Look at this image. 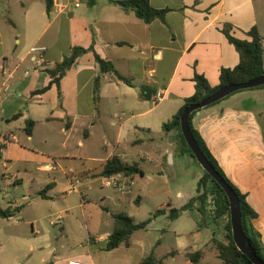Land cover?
I'll use <instances>...</instances> for the list:
<instances>
[{"label":"crops","instance_id":"1","mask_svg":"<svg viewBox=\"0 0 264 264\" xmlns=\"http://www.w3.org/2000/svg\"><path fill=\"white\" fill-rule=\"evenodd\" d=\"M149 4L157 10L168 9L163 22L146 24L134 12L108 0H53L50 13L45 0H0V209L13 212L0 218V264H67L72 260L139 264L150 256L156 264H193L186 255L195 252H201V264L211 260L224 264L212 240L225 242L222 222L225 230L227 216L214 218L209 202L203 215L195 203L176 219L168 217L171 209L183 207L196 195V187L188 190L183 181L197 183L203 170L199 167L192 174V167L199 164L182 153L178 132L166 134L162 125L194 94L195 75L216 87L220 70L239 63L225 29L237 39L250 41L249 32L255 28L261 37L264 67V0H149ZM73 47H93L132 85L105 73L95 95L99 68L94 54L88 52L66 72L59 88L53 85L33 95L49 84L48 71ZM141 86L148 87L147 98L140 97ZM157 93L164 98L156 103ZM28 121L33 122L30 132ZM191 125L256 212L252 225L264 245V87L236 92L197 111ZM79 132L86 139L106 140L105 147L111 148L106 158H98V172H86L87 177H99L106 188H113L101 201L119 207L126 202L133 205L131 212H109L102 207L106 214L113 218L125 213L135 224L151 218L145 229L131 235L128 247L105 249L114 222L104 233L88 235L94 250L87 254L72 253L53 237L59 223L43 209L53 201V192L62 181L73 189L79 183L58 162L78 158L68 152L67 143L72 144L75 136L77 149L83 148ZM58 133L66 154L56 158L46 146ZM3 139L9 142L4 144ZM113 156L137 165L143 174L102 177L104 164ZM150 166L164 178L168 170L171 188L148 190L144 180H153L145 170ZM34 182L40 188L32 192L33 197L15 195L16 189ZM145 198L158 206L142 212ZM159 210L163 213L152 217ZM65 216L67 211L57 216L58 221ZM59 228L66 233L63 226ZM92 229L97 231V227Z\"/></svg>","mask_w":264,"mask_h":264},{"label":"trees","instance_id":"2","mask_svg":"<svg viewBox=\"0 0 264 264\" xmlns=\"http://www.w3.org/2000/svg\"><path fill=\"white\" fill-rule=\"evenodd\" d=\"M92 1V0H91ZM111 4L118 6L124 11H132L135 16L148 24L154 20L164 21L165 15L168 12V9L157 10L150 6L149 0H108ZM46 11L50 13L53 0H45ZM224 34L227 37L228 41L234 46L235 50L239 54V63L233 69H221L219 73V85L216 87H211L206 79L200 75L194 76V94L185 99L183 106L177 111V113L172 117L171 120L165 122L162 125L163 131L168 134L172 130L178 132L181 145L182 153H187L193 159L194 156L187 146L181 131H180V116L185 110L186 107L193 103L200 102L204 97L210 95L217 89L222 86L233 84V83H245L249 80L264 76V67H263V47L261 44V37L257 33L256 29L253 28L250 30L249 34L252 37V40H241L237 39L229 33L228 29L224 30ZM92 52L94 54V60L99 68V75L96 76L94 80V94L98 95L100 89V81L102 74L112 73L117 81L123 82L131 86V81L127 78L121 76L113 67L112 63L102 59L93 51V47L83 48V47H73L71 48L68 55L64 56L61 62L56 63L53 69L48 71V74L51 78V81L43 89L38 90L33 93L42 94L46 92L51 86L55 85L59 88L61 79L65 76L66 72L76 64L78 58L84 54ZM264 87L260 86L257 88ZM148 87H140V97L147 98ZM239 92V91H238ZM227 98V97H226ZM218 103V102H217ZM216 104V103H214ZM213 105V104H212ZM211 106V105H210ZM196 112L191 113L189 116V125L192 131V134L200 147L201 151L207 158V160L213 165L215 170L219 175L225 180V182L233 189L235 194L238 197L241 209V227L244 235L249 241L252 249L256 255L264 262V245L262 244L259 233L253 228L252 220L257 216L256 212L249 206L246 201L245 195H243L226 177L223 170L218 165L216 159L206 146L205 142L199 135V133L192 127L191 119ZM17 115L14 116L16 118ZM33 125L32 121L27 122V132H30L29 127ZM196 161V160H195ZM117 174H122L125 177L142 175L143 172L135 164H127L121 161L116 156L111 157L106 161L101 171L102 177H112ZM46 190V188H45ZM41 196L44 194L41 193ZM211 205V211L213 212L214 218H220L227 216V223L225 225V242L221 240H216L213 238L212 243L215 246L218 258L224 264H252L251 261L239 251L232 239L230 217H229V202L224 193L218 184H216L210 176L203 171L202 176L197 181L196 185V195L189 200L183 207L179 209H171L169 211L168 217L170 219H176L179 217L182 211L189 210L193 207L195 203L198 204V211L203 215ZM163 213L162 210L156 211L152 217L157 216L158 214ZM13 212L8 210L0 209V218H8L12 216ZM114 226L113 230L108 236V241L106 243L105 249L107 251L113 250L121 245L128 247L130 245L131 235L141 229H145L146 226L150 223L151 218L148 220L135 224L133 220L126 215L125 213H116L113 215ZM187 258L193 264H201V252L188 253ZM139 264H156L153 257H147L143 259Z\"/></svg>","mask_w":264,"mask_h":264},{"label":"rangeland","instance_id":"3","mask_svg":"<svg viewBox=\"0 0 264 264\" xmlns=\"http://www.w3.org/2000/svg\"><path fill=\"white\" fill-rule=\"evenodd\" d=\"M58 128L55 127V131L58 132ZM81 137V141L84 143L83 148L77 149V139L73 138L72 144L69 142L67 146L69 147V151L71 154L78 156V158L74 160H60L57 161L62 163V166L65 168L67 172L71 171L72 174L79 178V183L76 184L75 191L72 187L69 188L62 181L59 184L56 191L53 192L54 199L51 202H47L44 206L43 211L47 213H52L50 217L54 222L59 223L55 226L53 237L57 238L59 244H64L72 253L80 252L87 254L94 250L91 243H88V235L96 236L95 234H102L108 230L109 225L114 222L113 218L106 214V211L103 210L102 207H105L109 210V212H117L119 210H123L125 212H131L133 205L129 202H126L122 207L114 205L110 201H101V197L103 195L107 196L110 192H113V188H106L104 186V181L99 177L91 178L87 177L88 171L98 172L100 170V163L98 158H106L111 148H107L104 145V141L101 138H92L86 139L83 137L81 132L78 133ZM170 138H168V142H170ZM109 144L114 143L113 140L107 139ZM63 142V138L61 134H57L53 136L52 141L46 146L49 151H53L56 158L64 156L66 154L62 150L61 143ZM156 143V142H154ZM149 144L151 147L155 146V144ZM72 149L70 148L71 146ZM34 161V160H33ZM37 161L32 162L34 166ZM197 165V164H196ZM192 167V174L195 175L197 171L200 170V166ZM165 167H167L165 165ZM168 169V168H167ZM147 175H152L153 180L148 181L144 180L147 185L148 190L150 192L156 188H171V174L168 170L164 171L166 177H161V174L158 171H155L151 166L149 168H145ZM185 188L188 190H193L197 183L195 180L191 179L188 181L187 179L183 181ZM40 183H32L24 185L15 191L16 196H21L25 194H32V192L39 190ZM71 190L70 193L68 191ZM174 194V192L172 193ZM127 197L133 198V195L128 194ZM84 199V200H83ZM84 201V202H83ZM142 206V212H148L152 208H156L158 206V202H154L148 198H145V201ZM63 211H67V216L63 217L60 221H58L57 216L62 215ZM224 222H222V229ZM63 226L66 230V233H61L60 228ZM93 227H97V231H93ZM223 239L225 240V230ZM96 232V233H95ZM221 264V262H219ZM209 264H213L212 260Z\"/></svg>","mask_w":264,"mask_h":264},{"label":"water","instance_id":"4","mask_svg":"<svg viewBox=\"0 0 264 264\" xmlns=\"http://www.w3.org/2000/svg\"><path fill=\"white\" fill-rule=\"evenodd\" d=\"M263 85L264 76L249 80L245 83H233L222 86L210 95L204 97L200 102L193 103L186 107L179 120L181 134L195 160L202 170L205 171L210 176V178L224 191L229 202V217L233 242L236 248L246 255L252 264H264V262L256 255L243 233L241 227V209L238 197L201 151L190 129L189 116L191 113L197 112L205 107L217 103L238 91L257 88Z\"/></svg>","mask_w":264,"mask_h":264},{"label":"built area","instance_id":"5","mask_svg":"<svg viewBox=\"0 0 264 264\" xmlns=\"http://www.w3.org/2000/svg\"><path fill=\"white\" fill-rule=\"evenodd\" d=\"M164 96L163 94L161 93H157L156 95H154L153 99L154 101L157 103V102H160L161 100H163ZM14 140V139H12ZM8 139H3V143L6 144L8 143ZM67 264H89L87 262H84V261H80V260H72V261H69Z\"/></svg>","mask_w":264,"mask_h":264}]
</instances>
